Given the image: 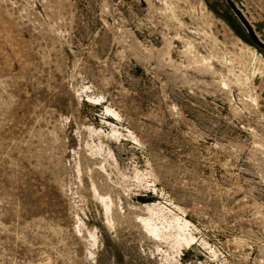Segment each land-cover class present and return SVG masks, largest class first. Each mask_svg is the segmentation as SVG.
<instances>
[{"label":"rangeland","instance_id":"374dc122","mask_svg":"<svg viewBox=\"0 0 264 264\" xmlns=\"http://www.w3.org/2000/svg\"><path fill=\"white\" fill-rule=\"evenodd\" d=\"M264 0H0V264H264Z\"/></svg>","mask_w":264,"mask_h":264},{"label":"water","instance_id":"95a60500","mask_svg":"<svg viewBox=\"0 0 264 264\" xmlns=\"http://www.w3.org/2000/svg\"><path fill=\"white\" fill-rule=\"evenodd\" d=\"M253 41H254L257 45H259V46H261V47L264 48V44H263V43L259 42L258 40H254V39H253Z\"/></svg>","mask_w":264,"mask_h":264}]
</instances>
